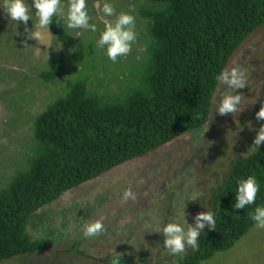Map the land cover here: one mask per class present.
Masks as SVG:
<instances>
[{"label": "rangeland", "instance_id": "obj_1", "mask_svg": "<svg viewBox=\"0 0 264 264\" xmlns=\"http://www.w3.org/2000/svg\"><path fill=\"white\" fill-rule=\"evenodd\" d=\"M26 2L31 6V0ZM94 3L86 0L95 32L67 28L66 39L60 41L48 25L54 35L53 47L58 42L59 47L42 50L38 56L33 46H44L28 35L34 27V9L30 8L33 20L26 23L11 20L0 10V186L9 181L13 167L25 163L26 152L35 145V117L64 94L68 80L86 78L88 90L116 97H123L131 83L138 81L149 40L138 8L149 2L110 0L116 13L129 12L135 17L136 38L129 52L115 62L96 46L103 23ZM57 58L63 59L62 71L53 81L42 79L40 72ZM235 65L247 70L246 85L234 90L241 95L239 111L224 115L215 111L220 92L227 88L218 84L210 114L200 128L128 159L100 174L98 181L73 187L40 207L26 225L34 239L46 238L47 242L0 264H109L115 253H120L119 264H175L192 251L186 247L182 253H168L163 248L162 233L153 230L151 216L159 217L162 225L177 220L183 206V219L193 225L197 212H213V191L224 178L230 159L252 150L261 124L255 112L264 97V25L243 40L225 68ZM126 188L135 193L134 201L124 199ZM193 192L200 195L188 199ZM98 218H103L107 233L91 240L83 238V225ZM207 228L205 225L198 239ZM199 264H264V229L253 225L232 246Z\"/></svg>", "mask_w": 264, "mask_h": 264}, {"label": "trees", "instance_id": "obj_2", "mask_svg": "<svg viewBox=\"0 0 264 264\" xmlns=\"http://www.w3.org/2000/svg\"><path fill=\"white\" fill-rule=\"evenodd\" d=\"M145 1L149 3L138 12L146 23L148 54L138 81L124 96L92 92L86 78L68 80L64 94L35 117V145L26 152L24 165L12 166L14 173L0 186V261L47 242L34 239L26 225L43 205L200 128L210 114L216 75L243 40L264 25V0ZM49 28L58 40L66 39L67 27L56 16ZM63 67V59L57 58L39 75L53 81ZM248 175L259 184L256 199L245 209L233 208L237 179ZM212 198L215 230L207 228L198 247L175 264H199L255 225L248 213L264 205V143L230 159Z\"/></svg>", "mask_w": 264, "mask_h": 264}, {"label": "clouds", "instance_id": "obj_3", "mask_svg": "<svg viewBox=\"0 0 264 264\" xmlns=\"http://www.w3.org/2000/svg\"><path fill=\"white\" fill-rule=\"evenodd\" d=\"M99 13L102 14L101 20L103 29L99 32L96 40V46L105 50L106 56L113 62L117 57L127 54L131 47V42L135 40L134 31L135 17L129 12L116 13L110 0H95L93 5ZM34 9L35 22L33 29L28 33L29 38L34 39L37 45H43L44 48L33 46L35 55H39L42 50L59 47V42L53 47L54 35L49 31L48 25L53 23V17L62 21L68 29H88L96 31V24L90 23V15L86 7V0H31V6L26 0H0V10L5 12L13 21L26 23L33 20ZM115 17L112 20L108 17ZM79 35L80 33H75ZM247 70L240 65L222 69L215 79L220 85H226L227 88L220 92V99L216 100L215 111L220 114H232L240 110L241 95L234 92L235 89L244 87ZM258 120H264V102H261L259 109L255 112ZM206 130V129H205ZM204 130V131H205ZM264 143V123H261L256 134L253 137L252 151L258 150V146ZM133 158V157H132ZM131 159V158H130ZM128 160V159H127ZM259 191V184L254 175L238 178L236 182L235 203L233 208L245 209L247 205L253 204ZM199 192H193L188 199H196ZM124 199L135 200L136 196L131 189L126 188L123 193ZM249 218L255 223L257 228L264 229V205H256L250 210ZM183 206L179 209L177 220L159 222V217L152 215L153 230L162 233L163 248L170 254L182 253L186 247L196 249L198 247V237L205 225L215 230L214 213L211 210L199 211L195 214L193 225L187 224L183 219ZM82 236L85 239H94L100 234H105L106 226L103 218L92 220L85 223L82 227ZM120 253L111 255L109 264H119Z\"/></svg>", "mask_w": 264, "mask_h": 264}, {"label": "water", "instance_id": "obj_4", "mask_svg": "<svg viewBox=\"0 0 264 264\" xmlns=\"http://www.w3.org/2000/svg\"><path fill=\"white\" fill-rule=\"evenodd\" d=\"M124 162H125V161H124ZM124 162H122V163H124ZM122 163H121V164H122ZM119 165H120V164H119ZM117 166H118V165H117ZM114 167H115V166H114ZM112 168H113V167H112ZM112 168H110V169H112ZM110 169H108V170H110ZM108 170H107V171H105V172H108Z\"/></svg>", "mask_w": 264, "mask_h": 264}, {"label": "flooded vegetation", "instance_id": "obj_5", "mask_svg": "<svg viewBox=\"0 0 264 264\" xmlns=\"http://www.w3.org/2000/svg\"><path fill=\"white\" fill-rule=\"evenodd\" d=\"M134 158V157H133Z\"/></svg>", "mask_w": 264, "mask_h": 264}]
</instances>
